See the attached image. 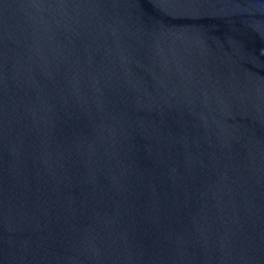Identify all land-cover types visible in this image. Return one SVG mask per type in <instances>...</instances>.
<instances>
[{
    "label": "water",
    "instance_id": "water-1",
    "mask_svg": "<svg viewBox=\"0 0 264 264\" xmlns=\"http://www.w3.org/2000/svg\"><path fill=\"white\" fill-rule=\"evenodd\" d=\"M0 264H264V0H0Z\"/></svg>",
    "mask_w": 264,
    "mask_h": 264
}]
</instances>
